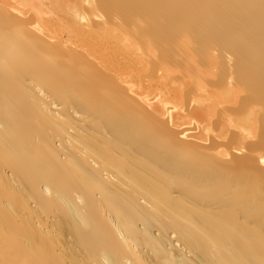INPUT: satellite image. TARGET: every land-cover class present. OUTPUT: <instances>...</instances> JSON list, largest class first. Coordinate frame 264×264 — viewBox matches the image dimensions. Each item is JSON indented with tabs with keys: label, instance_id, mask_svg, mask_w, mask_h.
<instances>
[{
	"label": "bare ground",
	"instance_id": "6f19581e",
	"mask_svg": "<svg viewBox=\"0 0 264 264\" xmlns=\"http://www.w3.org/2000/svg\"><path fill=\"white\" fill-rule=\"evenodd\" d=\"M0 264H264V0H0Z\"/></svg>",
	"mask_w": 264,
	"mask_h": 264
}]
</instances>
